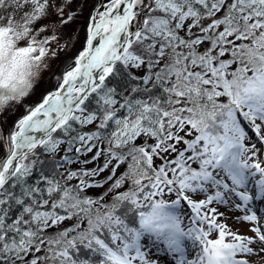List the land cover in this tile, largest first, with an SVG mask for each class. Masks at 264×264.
<instances>
[{
  "label": "snow or ice",
  "instance_id": "obj_1",
  "mask_svg": "<svg viewBox=\"0 0 264 264\" xmlns=\"http://www.w3.org/2000/svg\"><path fill=\"white\" fill-rule=\"evenodd\" d=\"M74 2L0 0V264H158L151 239L174 264L264 255V209L251 206L264 200V0H96L55 89L5 131L79 42L61 46Z\"/></svg>",
  "mask_w": 264,
  "mask_h": 264
},
{
  "label": "rangeland",
  "instance_id": "obj_2",
  "mask_svg": "<svg viewBox=\"0 0 264 264\" xmlns=\"http://www.w3.org/2000/svg\"><path fill=\"white\" fill-rule=\"evenodd\" d=\"M7 11L10 12L11 8L7 9ZM4 12H5L4 9H0V14H3ZM77 51L78 50H76V49H71L68 52L61 51L60 58L58 60H55V59L52 60L53 67L42 71L41 78L39 80V90L40 89L41 90H40V93L38 95H36V97L34 98L35 101L37 99L40 100L42 98V96L44 94H46L48 91L55 89L56 85L52 81V79H50V74L53 73V72H60L65 66V61L68 60L71 57H74L75 54L77 53ZM49 56H51V53H49ZM47 83H50V84H49L48 87L45 88L44 86ZM15 113L21 114V112H19V111L14 112V116L11 117V120L16 117ZM17 116L21 117L22 114L21 115H17ZM14 120H13V124L15 122ZM13 124L11 125V127L13 126ZM249 135L252 137V141L254 142L255 141L254 135L251 132H249ZM260 146L261 145H258V147H260ZM0 155H3V153H0ZM257 178H258V174H257ZM249 191H250V193L254 194V192H255L254 182L250 184ZM251 206L253 207L254 210L259 212L261 209H264V200H253L251 202ZM233 217H235V216H233ZM227 223L229 225H231L233 228L237 227L233 223L232 219H227ZM183 224L186 226V228L189 227V220L186 217L184 219ZM246 228H247V223H245V225L241 226L239 228V231L240 232H244ZM249 235H251V233H249ZM191 244H192V242L189 241L187 238H184L183 241H182V245L185 248L186 252L191 250ZM145 245H146V247H145L144 250L151 254L149 256V259L156 260L158 262V264H174V261H172L171 258L165 252L164 247L160 248L159 247L160 245H159V243L156 240L151 239L149 241H146ZM251 264H264V255H261L259 257L253 258V260L251 261Z\"/></svg>",
  "mask_w": 264,
  "mask_h": 264
},
{
  "label": "flooded vegetation",
  "instance_id": "obj_3",
  "mask_svg": "<svg viewBox=\"0 0 264 264\" xmlns=\"http://www.w3.org/2000/svg\"><path fill=\"white\" fill-rule=\"evenodd\" d=\"M95 2H96V0H90L89 5L84 6L83 4H81L80 0H75V2L71 4L70 10H72L76 13V17L72 23H70L68 26L63 27L61 29V46L62 47H63V44L67 41L68 35L70 33H74L75 35L79 36L80 40H79V42L72 41V43H74V45H75L72 49H76L78 51L81 50L82 42H83L84 37H85V29H86V25L88 23V18H89V9L91 8L92 3H95ZM81 9H83V11H81ZM51 19L55 20L56 17L52 16ZM47 22L48 21H46V20H41L40 24H46ZM38 26L39 25H37V27ZM44 35H48V33L45 32ZM78 51L76 54H78ZM49 84L50 83H47L44 87L45 88L48 87ZM40 90L38 87L36 92L33 95H31L30 97H28L27 99H25L23 101V106H21L18 110L14 108L11 113L5 114L7 116V119H8V123L5 126V131L12 128L11 125L13 124L14 119H15L14 121H16L20 118V116L18 117L17 115L24 114L26 112V109L28 106H35L39 102L38 99L35 101L34 98L36 97V95H38L40 93ZM16 111L21 112V114L15 113L16 117L11 120V117L14 116V112H16Z\"/></svg>",
  "mask_w": 264,
  "mask_h": 264
},
{
  "label": "trees",
  "instance_id": "obj_4",
  "mask_svg": "<svg viewBox=\"0 0 264 264\" xmlns=\"http://www.w3.org/2000/svg\"><path fill=\"white\" fill-rule=\"evenodd\" d=\"M137 74L140 75L141 73H137ZM89 107H90V108H91V107H94V101H93V103H91V104L89 105ZM248 131L251 132L250 129H249ZM181 135H183V133H181ZM253 135H254V134H253ZM140 142H141V141H137V143H140ZM150 143H151V141H150ZM260 148L262 149V151H264V145H261ZM62 154H63V149H61V151H60L59 153H57V157H59V156L62 155ZM101 163H103V158H101V160L97 162V165H98V164H101ZM155 163H156V164H159V163H160V160H156ZM97 165L88 164L87 167H88V168H92V167L97 166ZM71 167H72V168H80L81 165H80V164H73ZM109 171H110V170H109ZM109 171H105V172L103 173V177L108 176V175H109ZM124 171H125V167H124V166H121V167L119 168L118 172L116 173V175L119 176V175H120L121 173H123ZM37 176H38V174H37V173H34L33 176L30 178L29 182H30V183H34V182L36 181V179H37ZM103 177H101V179H103ZM73 183H75V181H73ZM109 186H110L109 183H105V184L103 185V187H97V188L88 189V190L86 191V195H88V196H90V197H94V198H95V197H99L101 194H103V193L107 190V188H108ZM126 187H127V186H122L121 189H119V191H124V190H126ZM115 194H116L115 192L110 193L107 197H105V199H104L102 202L105 203V204L111 202L112 197H113ZM164 198H166V199H170L171 197H170L169 195L166 194ZM103 210H104V209H101V211H103ZM220 211H221V212H224V211H225V208H224L223 206H221V207H220ZM237 213H238L237 211L232 210V211H230L228 214L231 215V216H235ZM74 223H76V219H75V218H74L73 220H67V221H65L63 224L59 225L57 228H55V229H51L50 231H51V232L60 231V230H63L64 228H67V227H69V226H72ZM82 226H83V225H82ZM70 235H75V233H71ZM145 242H146V241H144V243H145ZM157 242H158L159 245H160V246H159V245H158V246H159L160 248H162V247H163L162 241H157ZM164 249H165V252L167 253L166 248H164ZM85 255H87V253H85L83 250H81V258H83Z\"/></svg>",
  "mask_w": 264,
  "mask_h": 264
},
{
  "label": "clouds",
  "instance_id": "obj_5",
  "mask_svg": "<svg viewBox=\"0 0 264 264\" xmlns=\"http://www.w3.org/2000/svg\"><path fill=\"white\" fill-rule=\"evenodd\" d=\"M149 211H151V210H149ZM166 211H168V210H166V209H163V208H157L156 210H155V212L153 213V219L155 220L157 217H159L160 219L158 220V222L160 223V224H164V223H169V224H171L172 223V221H165L164 219H163V217H164V214H165V212ZM182 227L186 230L187 228H186V226L183 224L182 225ZM182 241H183V238H181V244H182Z\"/></svg>",
  "mask_w": 264,
  "mask_h": 264
}]
</instances>
